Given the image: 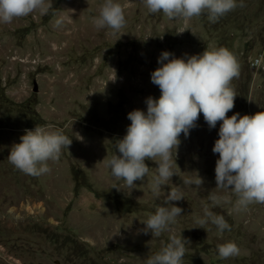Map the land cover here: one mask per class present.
<instances>
[{
    "label": "rangeland",
    "instance_id": "rangeland-1",
    "mask_svg": "<svg viewBox=\"0 0 264 264\" xmlns=\"http://www.w3.org/2000/svg\"><path fill=\"white\" fill-rule=\"evenodd\" d=\"M48 2L53 7L46 15L0 24V264H145L172 235L186 240L183 264H264V204L237 213L231 203L208 199L210 191L231 196L214 189L219 123L209 129L201 114L188 137L181 134L172 156L175 176L159 196L151 190L154 162L146 161L149 174L135 189L116 181L103 162L116 154L115 141L131 123L128 113L146 111L149 96L159 98L151 73L164 51L183 58L228 49L240 75L232 81L235 106L227 115L264 111V0H244L245 7L215 24L194 17L181 34L182 21L149 13L143 0H116L126 17L118 32L92 25L103 0ZM36 125L72 139L40 177L7 159ZM198 175L201 188L184 183ZM170 189L183 193L174 202L182 214L160 237L145 235L143 222ZM205 204L225 217L230 231L210 223L198 228ZM229 241L239 255L222 260L217 245Z\"/></svg>",
    "mask_w": 264,
    "mask_h": 264
},
{
    "label": "clouds",
    "instance_id": "clouds-1",
    "mask_svg": "<svg viewBox=\"0 0 264 264\" xmlns=\"http://www.w3.org/2000/svg\"><path fill=\"white\" fill-rule=\"evenodd\" d=\"M143 4L151 14L162 13L169 20L182 21L183 28L177 34L183 33L194 17L206 16L215 24L238 7H245L244 0H143ZM52 7L48 0H0V24H10L37 11L46 15ZM91 22L97 30L118 32L126 25L124 7L116 0H103L98 15ZM60 23L56 21L57 26ZM157 62L160 66L151 73V82L159 88V98L149 96L145 100L146 111L136 109L128 113L131 123L123 138L115 141L116 154L103 159L110 175L122 181L123 186L135 189L136 182H143L149 174L146 161H152L157 166L151 190L159 196L175 176L172 156L181 143V134L188 137L202 114L209 129L219 123L218 139L212 148L213 153L218 154L214 189L236 198L233 202L231 196L210 191L209 201L213 205L231 203L237 213L246 211L252 204H264V111L253 115H227L235 106L232 81L240 75L237 58L220 47L183 58L164 51ZM71 144L72 139L62 130L49 131L45 126L36 125L33 130H25L20 142L11 146L7 159L23 174L40 177L51 171L49 161H58L62 149H69ZM184 183L201 188L204 180L198 175L185 179ZM113 188L120 190L118 186ZM183 199L182 192L170 189L163 205L143 222V233L160 237L168 231L183 212L174 202ZM195 223L203 229L210 223L221 233L231 230L225 217L211 211L207 204ZM185 241L182 236H170L145 264H183L187 251ZM239 251L231 241L217 245L222 260L238 256Z\"/></svg>",
    "mask_w": 264,
    "mask_h": 264
},
{
    "label": "water",
    "instance_id": "water-1",
    "mask_svg": "<svg viewBox=\"0 0 264 264\" xmlns=\"http://www.w3.org/2000/svg\"><path fill=\"white\" fill-rule=\"evenodd\" d=\"M33 89H36V85L33 86Z\"/></svg>",
    "mask_w": 264,
    "mask_h": 264
}]
</instances>
